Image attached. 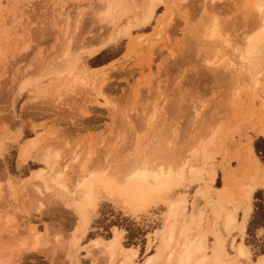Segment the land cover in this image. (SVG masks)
<instances>
[{"label": "rangeland", "instance_id": "1", "mask_svg": "<svg viewBox=\"0 0 264 264\" xmlns=\"http://www.w3.org/2000/svg\"><path fill=\"white\" fill-rule=\"evenodd\" d=\"M99 3V0H0V261L102 264V254L88 243L96 239L109 241L115 228L122 233L125 248H141V255L135 260L137 264L155 252L161 242L156 231L163 227L164 206L134 218L112 202L102 201L91 214L87 235L75 245L72 238L78 226L77 217L55 199L40 196L28 180L34 170L44 168L39 152L60 153L59 166L69 164V172L66 171L69 176L65 173L69 186L72 181L68 178L75 177L72 173L77 171L71 161L76 154L83 161L88 152L94 153L92 164L96 166L99 162L102 166L108 162V156H113L119 166L139 150L134 145L138 140L136 133L143 130L140 119L152 113L156 126L148 132L149 137L141 138V146L163 123L175 126L177 134L188 143L192 140L190 136H195L204 125L214 129L221 125L212 146L216 180L211 183L209 193L217 199V189H226L229 195L225 207L238 208L240 222L246 208L242 194L252 193L247 203L251 212L246 219V233L242 235L236 230L228 235L221 224L218 227L229 254L224 261L237 264L235 247L241 243L248 247L251 263L257 264L259 257L264 256L261 254L264 252V121L259 116L264 108V87L250 88L253 92L243 89L235 108L230 107L229 98L235 89L231 85L232 77H229L231 81L223 74L222 78L216 76L209 64L204 63L209 56L198 52L196 45L190 43V36L212 14L211 6L224 33L237 32L240 36L249 31L252 20L245 17L242 0L213 3L184 0L174 11H170L168 3H163L149 23L125 37L91 19V12ZM118 9L113 14L116 26L135 11L131 0ZM137 38L142 39L139 42ZM71 39L74 46L99 45L100 40V44L106 41L108 44L97 56L83 57L87 68L82 78L85 81L70 85L72 89L68 91L63 81L47 72L58 65L61 46L69 44ZM150 58L153 61L147 68ZM101 67H105V76L93 71ZM38 135L36 149L20 163L18 157L25 141ZM199 188L194 184L187 192L189 213ZM202 210L205 214L201 225L207 233L210 255L215 242L209 230L211 208L204 205ZM7 219L11 220L8 225ZM33 228L44 234L37 252L30 250ZM24 240L27 247L21 250ZM119 257L121 251L114 258Z\"/></svg>", "mask_w": 264, "mask_h": 264}, {"label": "bare ground", "instance_id": "2", "mask_svg": "<svg viewBox=\"0 0 264 264\" xmlns=\"http://www.w3.org/2000/svg\"><path fill=\"white\" fill-rule=\"evenodd\" d=\"M131 1L135 11L133 14L125 16L124 21L118 26L115 24L113 14L117 13L118 8H122L128 0H99V5L91 12V19L94 22L108 25L111 27L112 33H116L118 36H130L133 29L144 26L154 18L159 5L168 3L170 11H174L180 8L179 6L184 0H168L167 2L144 0L142 3L137 0ZM202 1L213 3L217 0ZM241 5L244 7L245 17L248 16L252 20L249 21L251 23L249 31L240 36L237 35V32L233 33L234 35H230L227 31L224 33L215 13H213L214 6H208L212 14L204 19L193 36H190V43L196 45L198 52H204L209 56L206 62L204 60V63L209 64L215 75L223 74V77H232L233 81L230 78L229 80L233 82L231 85H234L235 89L234 92L231 91L234 95L232 98L230 96V102H227L230 107L234 108L236 102L241 99L240 93L243 89L254 88L257 90L258 86L263 85L264 87L262 82L264 76L262 66L264 64V12L261 11V8L264 7V0H242ZM137 39L140 42L142 38ZM100 42L102 41L100 40ZM100 42L99 45L88 47L87 45L90 44L85 43L74 46L71 39L69 44H62L58 65H53L52 70L47 73L55 74L60 82H64L63 86L68 91L72 89L70 85L83 83L85 79L82 78L87 71L83 65V57L87 55L91 59L104 50L108 43L106 41V43L100 44ZM152 61L150 58L146 64L147 68H150ZM105 67L93 71H100L105 76ZM69 81L70 83H68ZM250 90L253 92L252 89ZM56 93L59 94V91ZM259 116L264 121V108H261ZM140 120L143 130L135 135L138 140L137 143L133 142V144H137L134 145V148L135 150L139 149L136 153L134 152L135 156H129V159L124 157L126 162L124 159H120L122 162L124 161V165L120 163L119 166L114 163L116 160L112 159L113 156L112 158L108 156L107 163L104 162L101 166L99 162L100 164L98 163L96 166L92 164L94 153L88 152L87 158L83 161H80V155L76 154L71 161L76 165L77 171L72 173L75 174L74 179L72 177L73 180L68 178L72 181L70 186L67 184L69 180L66 182L65 178L70 174L66 173V171L69 172V164L66 163L63 166L60 164L59 166L60 153L51 151L47 154L37 153L40 154L44 168L34 170L28 177V180L33 183L35 192L42 197L47 196L48 199H55L61 203L60 206L62 205L77 217L78 226L76 234L72 238V244L78 245L87 235L91 214L102 201L112 202L134 218L140 217V214L146 213L150 209L164 206L166 211L163 227L156 231L161 242L155 252L148 254L141 264H228L224 260L229 254L221 239L218 227L221 224L228 235L236 230L244 235L247 229L246 219L251 212V207L247 203L251 200L252 193L244 191L242 194L244 204L246 203L242 222L238 220V208L231 210L225 207L229 195L226 189H217L219 191L217 199L212 198L209 193L211 183L213 184L216 180L214 165H212V146L218 137L221 125L219 124L217 129L204 125L195 132V134L197 133L195 136L192 138V135L190 136L189 140H192L188 143L185 137L177 134L178 130L175 126L163 123L161 126H157L156 131L153 132L155 134L150 136L151 139L141 146V138L145 139V136L150 134L148 132L155 129L156 124L155 115L152 113L141 117ZM262 135L264 137V131ZM39 137L40 135L25 141L18 157L20 163L25 162L36 149ZM194 184H198L200 188L195 193L193 210L189 213L187 192ZM204 205L211 208L209 230L215 237L210 255L207 254V233L202 230L201 225L205 214L202 210ZM10 221L7 219V225ZM30 233L34 235L30 250L37 252L42 246L44 234L35 232L34 228L30 230ZM122 238V233L115 228L113 237L109 241L96 239L90 241L88 246L100 251L104 263L137 264L135 262L137 252L132 248H125L122 245ZM26 247L27 243L24 240L21 242V250H25ZM235 250L237 264H252L247 246L239 243ZM120 251L121 257L116 260L114 257ZM261 261H264V256L259 257L257 264H261ZM0 264H10V261L9 263L0 261ZM92 264L98 263L93 262Z\"/></svg>", "mask_w": 264, "mask_h": 264}, {"label": "crops", "instance_id": "3", "mask_svg": "<svg viewBox=\"0 0 264 264\" xmlns=\"http://www.w3.org/2000/svg\"><path fill=\"white\" fill-rule=\"evenodd\" d=\"M133 250H135L137 252V259L139 258V256L141 255V248L140 247H133ZM153 253V252H152ZM150 254V253H149Z\"/></svg>", "mask_w": 264, "mask_h": 264}, {"label": "trees", "instance_id": "4", "mask_svg": "<svg viewBox=\"0 0 264 264\" xmlns=\"http://www.w3.org/2000/svg\"><path fill=\"white\" fill-rule=\"evenodd\" d=\"M252 224H253V222H251L250 225H249V231H250V229L252 227ZM261 254L264 255V252H262Z\"/></svg>", "mask_w": 264, "mask_h": 264}, {"label": "snow or ice", "instance_id": "5", "mask_svg": "<svg viewBox=\"0 0 264 264\" xmlns=\"http://www.w3.org/2000/svg\"><path fill=\"white\" fill-rule=\"evenodd\" d=\"M261 11L264 12V7L261 8ZM261 264H264V261H261Z\"/></svg>", "mask_w": 264, "mask_h": 264}]
</instances>
